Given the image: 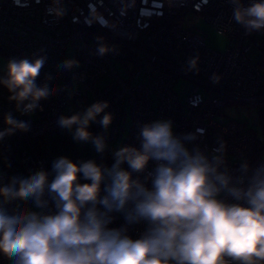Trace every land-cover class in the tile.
I'll return each mask as SVG.
<instances>
[{
	"label": "built area",
	"instance_id": "built-area-1",
	"mask_svg": "<svg viewBox=\"0 0 264 264\" xmlns=\"http://www.w3.org/2000/svg\"><path fill=\"white\" fill-rule=\"evenodd\" d=\"M242 2L247 6L251 0ZM50 4L51 0H0V49L8 60L46 57L37 83H47L55 90L40 101L41 108L21 114L0 86V130L6 127L3 118L7 112L29 124L27 132L16 131L0 140V153L6 159L0 185L41 168L49 170L60 156L78 162L74 155L77 142L57 120L97 101L109 102L105 112L113 114V121L106 132L98 123H92L89 131L103 134L107 144L117 139L127 112L130 126L122 147H139V125L170 119L175 132L189 134V148L198 145L209 155L217 137H222L227 142V168L234 177L241 175L238 169L245 160L251 170L264 165V159L254 158L259 142L253 128L256 115L251 125L226 119L223 114L226 104L246 105L255 112L264 107V76L248 56L252 46L264 51V30L246 32L234 21L230 0H60L53 14L48 11ZM57 10L61 15H55ZM187 11L200 13L217 33L228 38L225 50L209 48L199 32L184 28L181 16ZM101 44L109 49L104 55L98 52ZM195 57H199L198 74L189 64ZM68 60L78 64L65 68ZM118 61L128 78L118 72ZM6 74L7 70L2 76ZM179 76L187 81L182 94L173 89ZM79 145L92 149L89 143ZM154 167L155 162L150 161L147 171ZM221 198L236 202L224 194ZM5 207L9 212L56 211L51 201L43 209L31 200H15ZM111 215L109 227L126 226L132 239L145 229L144 223L126 225L121 213ZM0 264L13 262L0 254Z\"/></svg>",
	"mask_w": 264,
	"mask_h": 264
},
{
	"label": "clouds",
	"instance_id": "clouds-1",
	"mask_svg": "<svg viewBox=\"0 0 264 264\" xmlns=\"http://www.w3.org/2000/svg\"><path fill=\"white\" fill-rule=\"evenodd\" d=\"M230 2L234 21L246 32L264 30V0L247 6L242 0ZM59 3L51 0L50 14ZM55 15H61L59 10ZM108 51L103 44L98 48L100 55ZM198 60L189 61L197 74ZM45 63L44 56L11 59L7 74L0 76V86L21 114L41 108L40 101L55 91L37 83ZM74 64L78 62L68 60L63 66ZM107 108L109 102L97 101L82 112L60 116L57 124L75 142L91 143L102 154L106 137L89 127L98 123L108 130L113 114ZM3 119L0 140L29 130L28 122L12 112ZM138 139L139 147L113 152L111 167L60 156L49 170L0 185V254L13 264H264V165L251 170L245 160L241 175L234 177L222 137L209 155L198 145L189 148V134L175 132L170 119L139 125ZM150 161L155 167L147 171ZM222 194L236 202H227ZM15 200H31L41 209L51 201L56 211L9 212L5 205ZM113 212L121 213L126 225L144 223L139 238L132 239L126 226L110 228Z\"/></svg>",
	"mask_w": 264,
	"mask_h": 264
},
{
	"label": "rangeland",
	"instance_id": "rangeland-1",
	"mask_svg": "<svg viewBox=\"0 0 264 264\" xmlns=\"http://www.w3.org/2000/svg\"><path fill=\"white\" fill-rule=\"evenodd\" d=\"M181 20L186 30L190 32H199L204 37L205 44L209 48L218 51L225 50L229 41L228 38L222 34L217 33L214 30V28L203 19L200 13L187 11L185 14L181 16ZM248 56L251 58L252 61H254L257 64V66L259 67L262 73V76H264V53H262L256 47L252 46L248 51ZM8 61L9 60L7 54L0 49V76H2L3 73L7 70ZM126 66L130 67V64L126 63ZM116 67L122 77L128 78L129 73L124 68V65L121 63V61L116 62ZM186 83H187L186 79L179 76L173 86V89L177 93L182 94L183 88ZM223 114L226 119L244 121L251 125L254 123L255 115H257L255 110H252V108H248V106L246 105L234 106L230 104H226L223 107ZM121 124H122L121 126L122 128L120 129L117 139L114 142L107 144V148L105 152L102 154L97 153L91 143H89L92 148L91 150H86L85 148L80 146L79 143L77 144L74 143L77 152V154L75 153L74 155L77 158L78 162L92 159L95 160L99 165L111 167V165L114 162L112 154L115 150L122 147V142L126 138V135L129 130L130 117L127 112L124 114ZM253 128L258 132L260 139L259 140L260 144L258 147L259 149L258 156L264 159V129H262L261 125L258 123V119H257V123L253 125ZM59 136L62 137L63 134L59 133ZM4 165H6V159L0 153V171L2 170V167ZM82 181L84 183L85 180ZM85 182L90 183V181H85Z\"/></svg>",
	"mask_w": 264,
	"mask_h": 264
},
{
	"label": "trees",
	"instance_id": "trees-1",
	"mask_svg": "<svg viewBox=\"0 0 264 264\" xmlns=\"http://www.w3.org/2000/svg\"><path fill=\"white\" fill-rule=\"evenodd\" d=\"M261 47H264V46H261ZM261 50H264V48H262ZM262 53H264V51H261ZM256 117L258 119V123L261 125L262 129H264V107H260L256 110ZM260 140V139H259ZM259 144H260V141L258 142L257 146H256V149H255V155H254V158L258 157V154H259ZM81 183H83V181H81ZM84 183H87L84 181Z\"/></svg>",
	"mask_w": 264,
	"mask_h": 264
}]
</instances>
